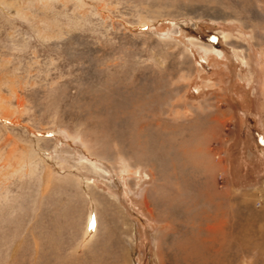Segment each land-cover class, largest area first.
Segmentation results:
<instances>
[{
	"label": "rangeland",
	"instance_id": "obj_1",
	"mask_svg": "<svg viewBox=\"0 0 264 264\" xmlns=\"http://www.w3.org/2000/svg\"><path fill=\"white\" fill-rule=\"evenodd\" d=\"M0 264H264V0H0Z\"/></svg>",
	"mask_w": 264,
	"mask_h": 264
}]
</instances>
